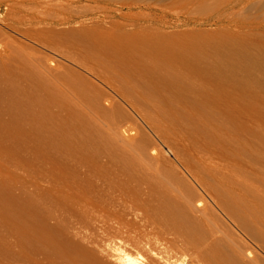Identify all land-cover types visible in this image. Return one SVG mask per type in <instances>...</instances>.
Wrapping results in <instances>:
<instances>
[{
    "label": "bare ground",
    "instance_id": "bare-ground-1",
    "mask_svg": "<svg viewBox=\"0 0 264 264\" xmlns=\"http://www.w3.org/2000/svg\"><path fill=\"white\" fill-rule=\"evenodd\" d=\"M38 1L36 0V2ZM16 3L19 4V1H17ZM16 3L13 2V5L11 6L14 7L15 6L14 4ZM7 6L10 8L9 5ZM6 11L8 12V9ZM15 11L14 9L12 10V12H15ZM9 13L11 14V8H10ZM8 19L3 18V21L8 20ZM36 19L37 18H35L34 21H36ZM8 22L11 23L12 20L11 22L10 21ZM8 22L6 21L5 23H7L8 26L9 25L12 26V23L9 24ZM44 22H46V20ZM20 23H22V21ZM14 26L16 25L14 24L12 26L13 29H16L18 31L17 27L14 28ZM65 27H62V28H65ZM20 28H21L20 29L21 31L22 27ZM69 28L71 27L69 26ZM4 30L0 28V32L4 36H8V34L6 35V32H4ZM77 32L76 34H78ZM1 33L0 35H2ZM70 34H72L73 36V33H70ZM79 35H80V32H79ZM31 36L33 37V35ZM86 36H84L86 40L88 38L91 39V37L88 36L87 38ZM158 36L157 37L153 36L155 38H152V41L150 42L148 40H151V36L150 38L148 37L149 39L146 41L149 43L152 42L150 44L151 46L149 45V43H148V46L153 47L154 49V47L159 42V41L157 42L156 40L158 39ZM68 37H70V35H68ZM73 37L72 38L70 37L68 40L70 43V46L72 42L74 41V39L77 38V37L76 38H73ZM84 37L82 38L84 39ZM130 37L128 38L130 41H132L131 39H133V40H136L137 44H139L138 39L140 35L138 39H135V37L134 38L131 37L130 39ZM66 38L64 37V41L66 43H64V41H63L64 44L60 42L61 44H63L64 47H67L65 46L66 44L69 45V43H67ZM164 38H163V42H166L167 36H166L165 41H164ZM70 39H72V42H70ZM80 39L78 41L82 40ZM161 39H160L159 45L155 47L156 51L155 50L148 51L146 49L147 51L141 52L142 51L141 50L140 51L141 53L138 54L139 51L137 50L138 52H137V55L135 54L136 56L130 55L131 53L129 51L131 50L130 49L131 45L129 46L130 48L127 46V48H129L130 50L124 48V46L126 47V45L130 44L128 43L130 41L126 40L127 43L125 42L124 43L125 45L122 46V49L124 48L126 49V51L128 50V52L130 53L129 54L130 56H129L126 54V52L125 54H122V50L120 49L121 47L119 45L117 49H119L121 53L115 50L117 44H120V43L118 40L117 41L114 40V42L116 41L117 43L116 42L113 43V39L110 40L112 41L111 43L103 42L101 45V49L99 48V46H97L90 56H87L85 54L84 56H82L83 54L82 52V54L80 55L78 54L79 56H82V57H79L78 55L74 57L72 55L73 52L71 53V50L72 51L74 50L68 49V48H65L66 49L65 50L63 46L60 47V49L61 48L63 49L62 53H64L68 49V52H70L68 54H71V55H68L66 54L67 52H65L64 54L61 55L63 56L62 58L60 57L58 58L55 55L56 53H59L61 51L58 49L55 52L52 50L55 56L53 55L51 56V53L50 55H48V53L44 54V52L42 51L41 53L43 54L39 55L38 53L37 54L38 56H37L35 53L36 51L35 50L34 55L36 57L31 58L32 54L29 55L30 57L28 56V58H31L35 61V62L34 61L32 62V64L34 63L33 64L34 66H31L30 67L31 69L30 68L25 69L27 66H25L24 68L25 71L29 69V71L25 73L26 75H28L27 78L30 79L29 81L24 80L22 76V73L24 72L22 70V62L25 63L24 57L28 54H24L25 56L22 58V50L20 46H16V47H19L21 52L19 53L18 50H14L16 52L18 51L19 53L17 54L16 52H14L16 53L14 54L12 51L14 47L12 46L13 44L14 45H17V44L8 42L10 44L9 45L7 43L9 39H6V41H4L5 44H3L2 47L0 46L1 47L0 49V138H1L0 144L1 145L6 144V145H20V146L23 145L24 146L22 148V150L24 151V153L22 154L25 159V162H22V163H25V167L22 165L24 167L23 169L24 171H22L24 172V174L22 173L23 174L22 183L24 182L23 190L25 191L24 192L25 196H24V199L22 200V264H56L58 262L57 260L60 259V257H66L72 261H76L75 264H146L142 254L126 246L125 244L120 243L114 246L111 249L112 251L110 249L103 247L104 249H106L105 252L107 250L108 251L110 250L111 252H109L107 256H103L107 253L103 252L105 253L103 254L102 251L104 250H100L102 253V256L99 257L100 254H98L97 256L95 254L97 253L96 251L94 252L93 249L87 246H84L82 242L76 238V236H79V235L82 238L85 237L84 233H81L83 229L82 227L88 224V222L90 221L86 217L89 216V214H90V217H92L91 214L94 213L98 199H99V202L101 201L103 203L107 202L108 204L113 200H117L118 198H121L122 201L125 198L126 200H129L130 202L132 201V203H136V201L149 202L150 200H156L160 206L159 208L164 209L161 211L165 213V216L167 217L166 219L170 221L171 223H175L176 225L177 224L181 225L182 227H184V229L188 230V232L189 230L191 231L193 229L194 230L198 229V231L199 229L203 231L204 229H207L208 230L207 234L209 235V236L207 235V237H209V239L210 238L212 239V236H214V241L216 243L214 242L215 243L214 244L211 241H209L210 243L213 244L212 245L213 247L207 246L209 247V249L206 248L204 251L200 253V255L196 256L197 258V261L195 262L196 264H264V255L262 254L263 255L262 256L261 253L258 251V248L260 247L256 244L257 245L256 246L257 248H256L255 245H253L252 243L246 240V238H248L253 241L254 240L253 238L259 237L260 234H258L254 224L250 220L253 218V217L251 218V214H253L252 211L244 205H243L244 208H242V204H241V201H243L242 199L248 196V194L245 193L248 190V188L245 187L246 184L252 183L254 185V183L256 182L254 181H253L254 183L251 182L253 180L252 177H251L252 180L251 178L246 180L248 172L246 173L247 169L246 171L243 169V160L239 159L242 156L239 158L237 157L238 161L240 160L239 162L242 161L241 162L242 165H239L240 163L236 164L237 158L235 157L234 158L236 162L232 161L231 163L230 161L231 159L232 160L234 159L232 157L235 155L236 156L243 155L242 158L244 157L248 158L247 159V161H249L248 165L250 164L253 165V163L255 165L257 163L261 165V166L258 164L256 165V167H261L259 170L260 173L257 170L255 169L254 170L255 172H257L256 175L259 173L260 177L262 176L261 172L264 173V133H263L264 130L260 129L259 126L263 127V125H261L263 124V122L260 123L259 126L257 125L258 127L256 126L257 128H259V130L257 129V133H254L256 127H252L253 124H251V127L254 128V130H253V133L249 135V132L246 131L248 127L246 128L240 127V124H236L237 120L233 117L232 119H235L234 120L235 122H233V120L232 121L230 120L231 113H229L230 111L227 109V106L229 107L230 103L227 104L226 110H225V107L224 109L222 108V112L225 111L224 112L225 115L227 114L226 112L229 111L228 112L229 114L226 115L228 116V118L225 116L226 118H224L223 120L220 119V118H223L220 113L217 116L214 114L217 110L218 112H220L219 108L215 106L210 107L213 109L207 110V112L210 113L211 110L213 112L215 111L214 113H211L213 114L211 117L216 116L217 119L219 118L220 120L219 119H218L219 121L217 120V122H219L218 124L213 125L215 127L210 126L211 128L210 127H207V128L208 129L210 128L211 130L214 128L215 131L213 130L212 132L214 133L217 132L215 134H219V135L221 134L223 136L224 138L223 142L225 141V143L224 144L222 143V139L220 141H221L222 146L226 145L227 148L229 147L228 151L223 147L226 150L224 151L223 149V151L225 153L229 151L231 152V156H230V153L228 156V160L230 159L229 160L230 162L229 161L227 162V159L221 157L223 161L226 160V162L221 163L222 161L220 162L214 159V161L216 160L220 162L221 164H218V163L211 164L210 162H209L210 164H208L207 159H212L210 156L216 153L214 152L213 154L212 150L217 149V148L222 149V147H220L221 144L217 145L216 147L215 145L216 143L210 142L214 144L216 148H213L214 146L212 145L213 149L211 148L212 150H210V153H209V150L207 151L209 154H211L212 152V154L209 156V154L207 155L206 153L207 149L204 147H201L199 143L200 146H198V148L201 147L202 149H206L204 150L205 151L204 155L209 156V158L205 157L207 159L203 160L204 157H202L203 159L199 157V159H202L203 161H205V163L203 162V163L198 164L199 163L198 162L196 163L195 166L187 168L188 174L192 179L189 176L182 175L181 178L183 179L180 180L182 181V183L181 185L179 184L180 186H175V189H173L174 186L172 188L168 184L157 179L154 173H156L158 169L154 168L153 165H151L147 160H145V155H146L148 146H146L147 148L145 147L146 148L145 149L144 148L145 144L143 145L141 140L146 138V136L142 137L141 136L142 134L140 133L141 134L140 135L138 133L142 137V139L139 141H141V144L143 146L138 141L139 144L138 146H136L138 148H136L134 145L135 148L132 146L133 150L126 149L124 146L117 145L111 141L110 136H112L116 132L117 133L119 132V134H122L120 135V137L123 142L125 140L127 141L132 140V143H133V140L137 142L138 139H136L135 136H133L130 132H128L130 130L129 127L131 126L129 125L128 128L124 126L126 125L124 124L126 122L125 119H127V116L130 112L125 114L126 115L125 118L123 117L122 120L120 119L121 122L125 120V122H122L124 125L118 123L119 125L124 126V128L120 127L116 123L117 122L116 119H115L116 122L114 123L112 121L114 119L111 120L110 118L111 117L117 118L119 114L124 112L122 111L123 108L121 109L120 106H126L127 104L126 105H122V104L128 103V105L131 104L134 106L136 105L135 103H137L135 100L139 99V97L143 98V96H145L144 98L147 99V100L145 99L146 101H148L149 100L148 98L151 96H157L159 99H161L160 96L162 95L174 98V100L171 98L172 102H170V106L172 107L171 104H173V107H176L177 109H179L177 110L178 113L175 116L178 117V120L180 122L177 120V117H174V118L178 122L175 119H174L175 121H172L171 119L173 117H171L169 121H172L171 124H174V125L177 122L176 124L178 125V128H180L179 126L181 123L182 124L184 123L183 125L187 127L190 126L191 130L195 129L196 126L198 125L197 129L195 130L200 131L201 128L200 129L198 128L204 125L205 123V121L201 122L203 124L199 126L200 121H198V118L199 117L201 118L202 114L199 113V116H198L197 115L198 110L197 111L195 110L196 112L191 111V110H194L195 108H197L196 107L197 105L195 106V104H199V102L197 101L198 94L200 93L199 90L201 91L205 90V87H207L206 85L210 84L211 82L214 83V81L215 82L218 81L219 80L218 78L219 75H217L218 73L216 74L210 69L208 70L207 67L205 69H203L202 67L203 69L202 70L201 68H199L201 66L200 64H199V67L196 65V67L198 68L197 70H195V68H189V67L187 68V66L184 63L183 65H185L186 67H184L183 65L181 66L183 59H187V58L183 57L180 60L179 59L181 58L180 56L186 55L188 56V59H189V55H187V53H184V52L183 54L181 53L182 55L179 54L180 55L179 58L177 57L175 59V62L178 60L181 61L180 65H177L175 62H173L174 58H172L174 57L173 53L175 52L170 51L171 53L170 52L169 53L172 54V56H170V54L168 55L167 51L168 49L170 50V48L164 49V44L163 43L162 45L160 44L162 42ZM92 40L93 39H91V43H93ZM93 41L95 44V39ZM97 41L98 39L96 40V42ZM99 41H101V39H99ZM153 41L154 43L155 41L157 43H155L154 45ZM136 42L135 44L133 43L132 46L133 45L137 46ZM140 42L143 43L142 41ZM73 43H75V41ZM97 43L95 45H97ZM172 43L174 44V45L172 44V47L171 45H168L171 47V49L176 45L174 42ZM75 44H77V42ZM88 44L89 43H87V45ZM121 44L123 43L121 42ZM8 45L9 47L11 46L13 48L12 50L10 49L11 52L8 49ZM160 45L161 47L163 46L162 47L163 49L161 48L163 51L158 49L160 48L159 47ZM140 46H138L137 48H142ZM146 46L147 44L144 47L146 48ZM82 47L84 48L85 46L83 45ZM82 47H81V50L83 49ZM87 48L90 50L89 46H87ZM85 50L86 49L84 48V52ZM159 50L163 53L159 52ZM164 50H167L165 51V53L167 52L166 53L167 55L164 53ZM172 51H176V50L174 49ZM30 53H33V51ZM134 53L136 52L134 51ZM58 55L60 56V53ZM167 56H170V57H167ZM28 58L26 56L25 59L28 60ZM64 58L68 59V62L70 60L71 63L67 65L65 62L62 61ZM168 58H172V60L170 61ZM26 62L28 63V61ZM72 63H75V67L69 66ZM32 64L28 63L27 65L30 66ZM24 65H26V63ZM76 65H77V69H76ZM32 68H34L35 70ZM199 69H201L204 76H206L205 78H203L204 77L203 75H202L203 77L200 75V73L202 74V72L201 71L199 72ZM82 70H84V73L82 72ZM85 73L92 75L96 81L86 77ZM26 75H24L25 78H26ZM90 75L88 76L92 77ZM23 81H26L25 84L29 82L27 85L30 86L31 89L32 88L37 89V93L35 92L37 95L36 94L35 95L39 98L35 99L36 102L33 101L34 98L36 97L35 95L31 96L30 94L29 95L27 94V92L31 93L29 92L30 90H26L27 88L30 89V87L22 84ZM226 82L228 83V81ZM100 83L104 85H100ZM228 84L225 85L223 83V85L221 84V86H223L224 88V86H228ZM22 85H24V87L27 86L25 89L26 91L24 90V93L26 92L27 96L23 94L22 90L24 89V87L22 88ZM105 85L108 87V89H106V87L105 89L102 87ZM230 85L232 84L230 83L228 87H230ZM182 86L185 87L187 92H190L188 94L190 96L187 97V101L185 99L186 98L185 95H184L185 97L184 96L182 97L181 96L182 94L179 95V93L177 92V91L179 92L181 91V89L179 88H183ZM219 87L214 86V88L216 89ZM229 89L232 93L233 91L231 90V88ZM208 90L210 91V88H208L202 94L206 93ZM220 90L224 94L227 93L228 95H230L229 94L230 91L228 90H227L228 92H225L226 90L222 91L223 90L222 88ZM233 90H235V88H233ZM216 91L214 90L210 91V94ZM234 92H235L234 95L231 94V96L233 95L232 96L233 99L232 97L229 96V99H232V100L227 99L228 101L226 100L227 102L224 101L225 102L224 103L223 100L221 99L222 100L221 104L223 103L226 104L228 102L233 101L237 91L235 90ZM238 92L241 93L240 90ZM223 93H220L218 96H214V97H218L219 98L218 101H220V95ZM240 93H237L239 95L238 98H240V95H241ZM31 94H33V92ZM135 94H137L139 97L136 98ZM139 94H143V95H139ZM210 94L206 93V95L209 98L212 97V96H209ZM23 95L24 97H27V98L28 96H31V100L32 99L33 100L31 101L30 98L26 99L23 97ZM164 96H163V99H164ZM177 96H181L186 101L184 103L185 105H182V106H186V103L189 102L190 103L189 107L192 108L193 106H195V108L193 107L194 109H191V110L188 109L189 111H187V107H186V111L183 108L180 110L179 108L180 105L179 104H178L179 106L176 105L177 103L176 100L179 101L180 99ZM200 97L202 99L201 103L202 101H204L203 99H206V100L211 99L213 101V98H210V99L208 97L202 98V96L200 95L198 99ZM142 98L140 99L142 100ZM144 98L142 101L145 102ZM218 98H216V101ZM155 99L157 98L154 97V99H151L149 101L152 102V100H155ZM166 100L169 101L167 97H166ZM206 100L204 101V103L206 102ZM122 101L123 102L125 101V102L122 103ZM142 101L139 103L140 105ZM214 101H215V98H214ZM216 101L215 103H217ZM133 102L135 103L133 104ZM32 103L35 105V106L33 105L34 107L32 106ZM145 103H144L145 106L144 105L142 106L147 108L146 107L147 102ZM181 103L183 102L181 101ZM156 104L158 106L159 102L158 103L156 102ZM191 104L193 105L192 107H191ZM218 104L220 103L218 102ZM221 104L220 106H222ZM236 104L237 103L233 105L232 103L234 107L236 106ZM150 106H153V105L150 104ZM159 106L161 107V104ZM163 106L164 104L162 101V107ZM35 107H37V109H34ZM162 107L161 109L159 108V110H163ZM168 107L165 108L167 112L169 111L167 110ZM31 108H33L34 110H32ZM151 108L154 109V106ZM214 108H216V110H214ZM231 108L229 107L230 110ZM239 108L242 109V107H238V110ZM245 108L242 110L243 112ZM207 109H209V107H207ZM123 110H125V107ZM156 110L157 109H155V111ZM200 110L203 111L201 108ZM205 110L206 109H204V112ZM234 110H235L234 112L237 111L236 113H238L239 115L236 113L235 114L240 116V110L239 112L237 109H234ZM135 111H138V109H136ZM125 112L127 111L125 110ZM169 112H170L169 113L170 116H173V114L171 115L172 112L171 111ZM218 112H216V114ZM246 112L247 111L245 110L244 112L245 114L243 115L244 117L246 115L249 118V114H247L249 112L247 113ZM149 113L145 115L143 114V116L147 118L146 119L147 122H149L151 125V122L148 121V118L150 116H146ZM160 113H162V111H160ZM208 113L206 114L209 115ZM122 115L125 116L124 114H121L120 116ZM140 115H142L141 112H140ZM149 115H152V114H149ZM159 115L163 116V114L162 115L159 114ZM219 115L221 116L218 117ZM156 116H152L151 119H153V117L155 118ZM203 116L205 117L204 114ZM252 116L254 118V115ZM257 116H255V118H260L259 115ZM263 117H261L260 119H264ZM145 118L143 120H145ZM164 120L165 119H163V121ZM205 120H206V117H205ZM253 120L254 119H252L251 122ZM160 121L157 119L156 125H157V122L158 123L162 122ZM207 121L210 122L209 120ZM211 121L213 122L215 121V119L213 118L211 119ZM167 122H168V119H167ZM167 122H165V124ZM208 122L207 124L210 125L211 122L210 123ZM244 122L246 123L247 121H244ZM253 122H255V120ZM152 123L155 124V120L154 122L152 121ZM213 123H216V122H213ZM115 124L117 125L116 128H115L116 126ZM131 125L132 126L135 125L134 127L136 128L140 126L136 123L131 124ZM161 125L162 124H160L159 126L157 125L158 126L157 128H159ZM241 125L244 126L242 123ZM185 126L183 128L184 130L186 129ZM166 127L167 125L164 127V130L162 131H165L167 129ZM171 127L173 128L175 126L172 125ZM205 127L203 128L206 130L207 128ZM118 128H121V130L119 131ZM150 128H152V126H150ZM162 128L163 127H161L160 129ZM190 128H187V129L190 130ZM210 129H209V132H207L208 130H206V132L210 133L211 131ZM105 130H107V133L110 131H111L110 133H113L112 135H109V138H110L109 141L107 139L105 140L104 138L106 137V135H104ZM133 130H136V129L133 128ZM138 130H140V128ZM204 131H201L202 134ZM136 132L135 133L132 132V133L136 134ZM155 132L158 133L159 135L160 133H162V132H159V130L157 132V129L155 130ZM166 132L172 133L171 129H169V131H166ZM185 132L186 130L184 131V133ZM187 132L186 134L190 135L191 131L190 132L187 131ZM177 133H180V132H177ZM207 133H205L206 135L205 134L204 135L208 136ZM22 134H24V139L23 138L22 139H11L10 138L11 135H22ZM191 134H192V137L190 138H193V140L195 141V142L192 141L194 145L196 141L199 142L198 140L200 139V137H198V135H197L198 139L196 137H193V134L196 135L193 132V130ZM210 134L211 136L214 137L213 133H210ZM164 135L165 133L162 136ZM179 135L181 136V134ZM6 136L7 137L10 136V137L7 138ZM169 136H171V134ZM205 136L201 135L203 139L205 138ZM173 137H175V135ZM213 137L211 138V140H215L213 139ZM117 138H112V139L115 140ZM175 138L178 139V137H175ZM185 138H188V137L185 136ZM209 140L210 138L208 139V141ZM216 140H217V137H216ZM216 140L215 142L219 141V140L218 141ZM146 141L145 142L143 141V142L147 143ZM178 141L180 140L178 139ZM207 142H203V143L207 144ZM180 143L182 142L180 141ZM135 144L137 145V143ZM140 145L141 147H139ZM154 147L156 148V146ZM177 147H178V144H177ZM193 147L195 148V145ZM180 149L181 147L179 148V150ZM195 149L197 150V147ZM197 151L199 152V150ZM135 153H137V155H135ZM232 153L234 154L233 156H232ZM220 154L221 152L219 153V155ZM194 155H197V154H194ZM196 157L197 156H195V158ZM212 163H216V162H212ZM245 164L246 163H244V166ZM254 166L252 167L254 168ZM253 168H252V172H249L250 176H252L251 173H254ZM248 171H251V170L248 169ZM263 177L264 176H262L261 178L264 180ZM262 179H260V181ZM196 184H198V186H200V188H202L205 191V193L195 192V189H197ZM175 185H178V184L175 183ZM260 190L264 191V187L261 186ZM262 193L260 197H262L261 199L264 200L263 199L264 194ZM174 196H176L180 200V203L175 204L172 202V198ZM194 200L197 201L196 204ZM101 203H98V204H101ZM262 205L264 206V204ZM197 219H199L200 221L196 222ZM195 222L196 223L203 222L205 226L201 225L202 226L201 228H198V227L196 228ZM255 224H256V221H255ZM228 231H231L232 234L230 233L229 235ZM233 231H235L236 237H234ZM204 233L206 232H203L202 234L204 235ZM260 237L261 238L259 239H262L263 241L259 243L264 251V237L262 235H260ZM3 238L4 239L0 238V264H12V263H7L6 252L8 248L12 250V247L14 245H12L13 243L7 242L8 237L6 239V237L3 236ZM229 238L230 239L232 238L231 240L232 241L235 240L236 242L234 241V243H231V240ZM84 239H87V241H90V243L91 241H93L91 236L89 237L87 236V238H84ZM228 239L230 241H228ZM83 251H87L88 255L86 253L83 255L80 254ZM17 253L18 251H16L15 253H13L12 251L10 255L11 254L16 255ZM103 257H108V258L110 257V259L108 258L103 259ZM192 260L195 261L196 259L193 258Z\"/></svg>",
    "mask_w": 264,
    "mask_h": 264
},
{
    "label": "rangeland",
    "instance_id": "rangeland-1",
    "mask_svg": "<svg viewBox=\"0 0 264 264\" xmlns=\"http://www.w3.org/2000/svg\"><path fill=\"white\" fill-rule=\"evenodd\" d=\"M17 1H19V4L16 3ZM13 2L16 3V4H14L15 5L14 7L11 6V5H13ZM20 3H21V5H20ZM7 5L10 6L11 14L13 16L9 13L10 8ZM18 5H20V6H18ZM20 7H22V8H20ZM7 9H8V12L6 11ZM13 9H14V11L15 10L16 11L12 12ZM0 15H1L0 16V26H2L0 28L3 30L5 29L4 32H6V35L8 34V36H4L0 32L3 35V36L0 35V46L2 47L3 44H5L4 41H6V39H9L7 41V43L9 42V43H16L17 44V45L13 44V46H12V47H14V49H13L11 46H10L11 48L9 47L10 44L8 43L9 44L8 45L9 51H10V49L11 50L13 49L12 50L13 53L16 52L14 50H18L20 53L21 52L20 48H21L22 58L25 56L24 54H28V55H26L27 58L31 54L32 55H34L35 53H36V55L38 53H39V55L43 54V53H41V51L44 52V54L48 53V55H50V53H51V56L56 55V57L62 58L63 56H61V55L64 54L65 52H67L66 54L70 53V52H68V49L74 50V51L71 50V53L73 52L72 55L74 57L78 54L79 55L82 54V52H83L82 56H84V54L87 56H90L97 46H99V48L101 49V45L103 42L104 43L105 42L111 43L112 41H110V40H112V39H113V43H115L117 40L120 43V44H117V46L115 44V46H116L115 50L116 51L121 53V51H119V49H117V47L120 46L121 47L120 49L122 50V54H125V52H126L127 55H129L131 53L130 55L134 56L135 54L137 55L138 51H139L138 54L143 52V51H147V50L148 51H151V50L156 51L155 47L159 45L160 39L162 38L161 39L162 42L160 44L161 45H162V43L164 44V49L170 48V50L168 49V51L164 50V53H165V51L168 52V55L171 52L176 53V55H175V53H173L174 54L173 55L174 57H172V58H174L173 62H175V59L177 57L179 58V56L182 55L183 52L187 53V55H189V59H188V56H186L185 54L184 55L186 57L183 55L180 56L181 57V58H179L180 60L183 57L187 58V59H183L182 63L180 60L177 59L178 61L175 62L177 65H180V63H181V66H182L184 63L187 66V68L188 67L189 68H195V70H197L198 68L196 67V65L199 67V64H200L201 66L199 68L202 69V67H203V69H205L207 67L208 70L210 69L213 72H215L216 74L218 73L217 75H219L218 76L219 80L216 82L214 81V83L211 82L210 84L206 85L207 87H205V90H202V91L199 90L200 93L198 92L199 93L198 97L200 95L202 96V98L208 97L206 95V93L210 94V91L218 90L214 93H211L212 95L211 94L209 95V96H212L210 98H213V101H214V98L216 101V98H218V97H214V96H218L220 93H223L220 90L221 88L223 89L222 91L226 90L225 92L230 91L229 88H231V90L233 92L231 93V91H230L229 92L230 95H228L227 93H225V94L228 96H226L224 93L221 94L220 95V101H218L219 100V98H218L216 101L217 103H215V101L213 102L209 97L208 98L211 101L208 99L207 100L203 99L204 101L206 100V102L204 103V101H202V103H201V100H202L201 97L199 99L197 97V101L199 102L200 105L195 104V106L197 105L196 106L197 108H195V106H193L191 104V107L193 106L195 108L194 109L193 107L192 108L189 107L190 106L189 102L186 103V106H182V105H185L184 103L187 101V97L190 96V95H188L190 92H187L185 87L182 86L183 88H179V89H181V91H180L181 93L179 91H177V92L179 93V95L182 94L181 95L182 97L185 95L186 101L181 96H177L181 99L180 100L178 98L180 102L178 100H176L177 97L175 99L177 101V103L174 101L176 103V105L179 104L181 106L180 107L178 105L180 110L183 108L186 111V107H187V111L194 109L191 111L196 112L198 110V113H197L198 116H199V113H201L202 116L204 114L206 117V120H205L204 116L203 117L201 116V118L200 117L198 118V121H200V124L198 123L199 126L201 124H203L201 122L205 121L204 125H202L201 127L198 128V129L201 128L200 131L195 130V129H197L198 125L196 126L195 129H192L193 132L196 134V135L193 134V137H196L197 139H198V137H200V139L198 140L199 142L196 141V143H194L195 148L197 147V150H199V152L193 147L194 146L193 142H195V141L193 140V138H190V137H192V134H191L192 130H191L190 126L187 127V126L183 125L184 123L183 124L181 123L183 126L180 124V126H179L180 128H178V125L176 124L179 120H178V117L175 115H177V113H178L177 110H179V109H177L176 107H173V104H171L172 107L170 106V102H172V99L174 100V98L164 96V95L160 96L162 100L159 99L157 96L149 97L148 98L149 100L154 99V97L157 98L155 100H152V102L149 100L146 101L147 99L144 98L145 96H143L144 100L146 99L145 102H147V105H146L147 108L144 107L145 102L142 101L143 98L139 97L137 94H135L136 98L139 97V99L135 100L137 103L133 102V104L135 103L136 105L133 106L130 103H129L130 105H128V103L122 104V105L127 104L126 106H120L121 109L122 108L124 109V107H125V110L127 112H125V110L122 109V111H124V112H122L121 114L125 115L126 113L130 112L129 114L131 116L130 117L128 114V116H127L128 120L125 119L126 122H125V120L122 121V122H125L124 124H126V125L128 124L127 126L121 122L122 118L123 117L125 118L126 115L120 116L121 114H119V116H118L119 119H118V117L117 118H112V117L110 118L111 120L114 119V120H112L114 123L116 122L115 121V119H116L117 124L120 123V124L124 125L126 128H128L130 125L132 127V129H131V127H129L130 130L128 129L129 130L128 132H130L133 136H135L136 139H138L137 142L134 140H133V143H132V140H130V141L125 140L123 142L121 137H120V135H122V134H119V132L114 133V134H116V135H114L113 133H110L111 131L108 133H107V130L104 131L105 132L104 135H106V137H104L105 140L107 139L109 141L111 138V141L113 143H115L117 145H122L126 149L133 150L132 146L133 147H134V145H135V147L138 146L139 142L141 144V141H142L143 145L145 144L144 148L146 146H148V148L146 147L147 151H146V155H145V160H147L151 165H153L154 168L158 169V171L156 173H154L156 175V178L161 180L162 182L168 184L172 188L174 186L173 189H175V186L181 185L182 181H180V180L183 179V178H181L182 175L189 176L187 168L195 166L196 163H198V162H199L198 164L203 163V162L205 163V161H203V160L207 159L205 157L209 158V156L212 154V152H213V154H214V152H216L218 154L215 153L214 155H211L210 157L213 160L207 159L208 164H210V163L211 164H217V163L221 164V163L226 162V160L223 161L222 158L227 159V162L230 160V159L228 160V156H229V153L231 156V152L230 151L226 152V153L224 152L226 150L228 151L229 147L227 148L226 145L222 146L221 141H220L222 139V143L223 144L225 143V141L223 142V140H224L223 136L221 134H220L221 136L219 134H215L217 132H215V133L212 132L214 130V128L212 130L210 129L213 125L219 123V122H217V120L219 118L217 119V117H216L219 113L223 117V118H220L221 120H223L226 117L228 118V116H226V115L231 113V115H230L231 119L230 118L229 119L231 121L233 120V122H235L234 120L236 119L237 120L236 124H240V127H243V128L248 127L246 129V131L249 132V135L251 133H253L254 128H252V127H256L257 125L259 126L260 123H262V122H263V124H261V125H263V127L262 126H259V127H260V129L264 130V121H263L264 119H260L261 117L264 116V115H262V114H264V0H39L38 2H36V0H15V1L14 0H0ZM2 15H4L5 17ZM8 17L10 20L8 19ZM13 17L16 19H14ZM3 18L4 19L6 18L8 20L3 21ZM35 18H37L36 21H34ZM48 19H49V21H48ZM11 20H12V22H11ZM45 20H46V22H44ZM62 20L63 21L65 20L64 23L66 25L63 23ZM6 21L7 22L10 21L12 23V26L15 24L16 26H14V28L17 27L18 31L16 29H13V27L10 25H9L10 26V28H9L8 24L5 23ZM18 21H20V22L22 21V23H24V24H22ZM68 22L70 23V25ZM1 23H3V24H1ZM11 23H9V24H11ZM21 24H22V26H21ZM62 25H64V26H62ZM78 25H80V26L82 25V26L80 27ZM65 26H67V27H65ZM69 26L71 28H69ZM20 27H22L21 31H20V29H21ZM62 27H65V28H62ZM68 28H69V30H68ZM66 29H67V31H66ZM74 32H75V34H76V32L78 34L75 35ZM79 32H80V35H79ZM70 33H73L74 37ZM82 34L84 36L87 35L86 36L87 38L89 36V37H91V39H93V40L95 39V44L99 41V39H101V41H99L97 43V45H95L93 40H92L93 43H91V39L88 38L90 40V42H89V40L88 39L86 40ZM136 34H138V35H136ZM31 35H33V37ZM68 35H70L71 38L77 37L76 39H74L75 43L77 42V44L73 43L74 41L72 42V39H70V42H72V44L70 46V43L68 41L70 37H68ZM139 35H140V37H139ZM158 35H160V36H158ZM164 35L167 36V40H166V36H164ZM35 36H36V38H35ZM66 36H67V38H66ZM130 36L132 38L135 37V39H138V37H139V39L142 38L143 40L138 39L139 44H137L136 40L131 39ZM150 36H151V40H148L150 38ZM153 36H155V37L158 36V39H156V40H157V42L159 41L158 44L154 47V49H153V47H150L151 46L150 44L152 42L149 43L150 41H152V38H155ZM161 36H163V37H161ZM64 37L66 38L67 43H69V45H67V44L65 45L67 47L63 46V44L66 43L64 41ZM82 37H84V39ZM129 37L132 41H130L128 39ZM80 38L84 41H82ZM106 38H108V39H106ZM163 38H164V41L166 40V42H163ZM79 39L82 42L78 41ZM97 39H98V41L96 42ZM47 40H48V42H47ZM114 40H116V41L114 42ZM126 40L130 41V42H128L130 44L126 45V47L124 46V48H126L128 50L131 49L129 51L130 53L128 52V50L126 51V49H124V48L122 49V46L125 45L124 43L125 42L127 43ZM146 40H148L149 42H147ZM63 41H64V43H63ZM120 41L123 44H121ZM140 41H142L143 43H141ZM60 42L63 44H61ZM135 42H136L137 46H135V45L132 46V44L133 43L135 44ZM145 42H147V43H145ZM157 42L155 41V43H157ZM172 42H174L176 45L171 49L172 44H173ZM45 43H46V45H45ZM87 43H89V44L87 45ZM148 43L150 46H148ZM155 43L153 41L154 45H155ZM82 44L85 46L84 47L86 49L85 52H84V48L82 47L83 46ZM144 44L145 45L147 44L146 48L144 47L145 46ZM153 44H152V46H153ZM140 45H142V46H140ZM161 45L159 46L160 48H158V49L163 51L162 50L163 46L161 47ZM168 45H171V47ZM16 46H20V48L16 47ZM61 46H63L64 49L68 48L67 51H65L66 50L65 49L64 50L65 52L62 53L63 49L62 48L60 49ZM69 46H70V48H69ZM87 46H89V48L91 46V48H90L91 52L87 48ZM127 46L128 47L130 46L131 48L129 47L130 48L129 49V48H127ZM138 46H140L144 49L137 48ZM1 47H0V49H1ZM55 47H57V48H55ZM81 47L83 48L82 50H81ZM49 49H51V50H49ZM58 49L61 50L59 52L60 56L58 55L59 53H56L54 55V52ZM174 49L176 51H172ZM37 50H38V52H37ZM123 50H125V51H123ZM160 50H159V52H161ZM18 51L16 52L17 54H19ZM32 51H33V53H30ZM34 51H35V53H34ZM134 51L136 53H134ZM16 53H14V54H16ZM87 53H89V54H87ZM161 53H163V52H161ZM32 55H31V58L36 57L35 55L34 56H32ZM68 55H71V54H68ZM26 56L24 57V61H25L26 65H24L25 64L24 62H22V70L24 71V72L22 71L24 73V74L22 73V76H23L24 80L29 81L30 79L27 78L28 75L25 74V73H27V71H29V69L27 71H25V69L30 68L31 66H34L33 65L34 63L32 64V62L34 60L31 58H28V60H27V59H25ZM82 56H79V57H82ZM170 56H172V54H170ZM170 56H167V57H170ZM172 58H168V59L171 61ZM30 59H31V61H30ZM26 61H28V63H31L32 65H30V66L27 65L28 63ZM62 61L65 62L67 65L69 63H71V61L69 60V62H68V59H66V58H64ZM185 65H183V66L186 67ZM25 66H27V67L25 68ZM69 66L75 67V63H72ZM32 69H34V68H32ZM76 69H77V65H76ZM201 69H199V72L201 71ZM82 72L84 73V70H82ZM37 73H39V72H37ZM85 74H86V77L96 81L92 75H90L88 73H85ZM24 75H26L27 79L25 78ZM88 75H90L92 77H89ZM200 75L204 76L203 72H202V74L200 73ZM205 77L206 76H204L203 78H205ZM26 81H23L22 84L27 85L29 82L25 84ZM226 81H228V83L230 82L233 86L230 85V87H228L230 83L228 84ZM223 83L225 85L228 84V86H224V88H223V86H221V84L223 85ZM24 85H22V88L24 87ZM100 85H104V84L100 83ZM210 85L213 87H211ZM219 85L221 88L219 87ZM27 86H25L24 89L22 90L23 94L25 96H27V95H26V92L24 93V90L26 89ZM214 86L215 87L217 86L220 89L219 88L216 89V88H214ZM28 87H30V86H28ZM102 87L104 89H105V87H106V89H108V87L106 85L102 86ZM208 88H210V91L208 90L206 93H204L205 95L202 94ZM233 88H235L237 93H240V92H238L239 90L241 91L240 98H238L239 95L236 93L237 96L235 95L233 101L224 104L228 100L233 99L232 96L235 93L234 92L235 90H233ZM35 89L36 88L31 89V87H30V89L27 88L26 90H30L29 92H31V93L33 92V94L28 93V92H27V94L28 95L30 94L31 96L35 95L37 93V89L36 90ZM31 90H33V91H31ZM231 94H233V95L231 96ZM24 95H23V97H24ZM139 95H143V94H139ZM176 95H177V93H176ZM223 95H225V96H223ZM31 96H28V98L27 97H24V98H26V99L30 98V100H31ZM163 96H164V99H163ZM229 96L232 97V99H229ZM166 97H167V99H169V101L166 100ZM38 98L39 97L36 96L34 98V100L33 99L32 100L36 102L35 99H38ZM140 98H142V100ZM221 99L223 100V102L225 101L223 104H221L222 103ZM160 100H161V102H160ZM239 100H241V101H239ZM22 101H24V100H22ZM141 101H142V103L140 105L139 103ZM162 101L164 104V106H163L164 108L162 107ZM166 101H168V102H166ZM181 101L183 103H181ZM234 101H235V103H237L235 107L233 106V105H235ZM35 102H34V104H35ZM124 102L122 101V103H124ZM153 102H155V103H153ZM156 102L157 103L159 102L158 106H157ZM218 102L222 106H220V104H218ZM104 103H105V101H104ZM148 103L153 105L154 109L151 108L153 106H150V104H148ZM229 103H230L229 107L230 108L233 107V108H231V110L227 106V104H229ZM232 103H233V105H232ZM239 103H240V105H239ZM34 104L32 103V106ZM160 104H161V107L163 110H159V108L161 109V107L159 106ZM216 104H218V105H216ZM142 105H144V106H142ZM148 105L150 108L148 107ZM36 106H38V105H36ZM214 106L219 108L220 112H218V110H217L216 112H218V113L216 114L215 111H214L215 112L214 113L211 110V112L208 113L207 110L213 109L210 107H214ZM218 106H220V107H218ZM226 106L230 112L227 111L226 112L227 114L225 115V113H224L225 111L222 112V108L224 109V107H225V110H226ZM245 106H246V108H245ZM167 107H168L167 110L171 111L172 112L171 115L173 114V116H170V114H169L170 112L166 111L165 108H167ZM207 107H209V109H207ZM238 107H242V109L239 108V110L241 109L240 110V116L242 115L241 117L238 116L239 114L236 113L237 111L234 112L235 111L234 109L238 110ZM173 108H175V109H173ZM200 108L203 111H201ZM203 108L206 109L205 112L208 113L210 116L204 112ZM244 108L247 112H249V113L246 112L247 114H249V118L246 115L244 117L243 114H245L244 113L245 110H244V112L242 111ZM31 109L34 110V109H37V107H35L34 109L31 108ZM136 109H138L139 112L135 111ZM149 109H150V111H149ZM155 109H157L159 113L157 112V110L155 111ZM214 110H216V108H214ZM239 110H238V112H239ZM144 111H146V112H144ZM160 111H162V113H160ZM140 112L142 115H140ZM147 113L152 114V115H149V114L146 115V116H150L149 117L150 119L152 118V116H156V115L159 118L157 116L155 118L153 117V119H151V120L148 118V121L151 122V125H150V123L147 122V120H146L147 118H145L143 116V114L145 115ZM211 113H214L216 116L211 117L213 115ZM235 113L238 115H236ZM159 114H161V115L163 114V116H160ZM232 114H233V116H232ZM221 115H219L218 117H220ZM252 115H254V118ZM257 115H259L260 118H255V116H257ZM171 117H173L171 119L172 121H175L176 119L174 117H177L178 121L176 120L177 121L176 123L173 122V123H175V125L171 124L172 121H169V119ZM207 117H208V119H207ZM232 117L235 119H232ZM144 118L146 121L143 120ZM156 118L159 121L160 120L162 121V122L160 121L161 123L157 122L158 126L160 124H162L159 128H157L158 126L156 125V120H157ZM210 118L211 119L214 118L215 121H213V122H216V123H213ZM163 119H165L166 121L165 120L163 121ZM167 119H168V122H167ZM252 119H254L255 122H253L254 120L251 122ZM154 120H155V124L152 123V121L154 122ZM207 120H209L211 123L208 122ZM243 120L247 121V122L245 123ZM206 121L208 123H210V125H208ZM132 122H134V123H132ZM165 122H167V123L165 124ZM135 123L140 125V126H138L140 128V130H138L139 129L138 127L137 128L134 127L135 125L134 126L131 125V124H135ZM163 123L165 126L167 125V127H166L167 129L165 131H162V130H164V127H165L163 125ZM241 123L244 126H242ZM251 124H253L252 127H251ZM172 125L175 127L172 128L171 127ZM119 126L124 128V126H121V125H119ZM150 126H152V128H150ZM153 126L157 129V132L159 130V132H162L163 134L165 133L166 137H165V135L162 136L163 135L162 133H160V135L158 133H156L155 132L156 129ZM184 126L186 127V129H185L186 132L191 131L190 135L188 134L189 136L186 134V132L184 133V131H185L183 129ZM116 127H117V125L115 126V128ZM161 127H163V128L160 129ZM203 127H205V128L210 127L209 128L211 130L210 133H213L214 137L215 136L217 137V140H216V137L214 138L213 136H211L210 133H207V132H209L208 128L206 129V130H208L206 132V130ZM213 127H215V126H213ZM257 127H256L254 133H257V129L259 130V128H257ZM133 128L136 130H133ZM168 128L171 129V132L173 130L174 131L178 130L177 132H180V133H177L176 131L175 132L173 131L172 133L166 132V131H169ZM187 128H190V130ZM153 129H155V130H153ZM179 129H181V130H179ZM118 130L120 131L121 128H118ZM141 130L143 131V133ZM201 131H204L203 134ZM132 132H134V133L136 132V134H133ZM138 133L139 134L141 133L142 135L141 134L140 135L142 137L146 136V138L141 140L142 137ZM169 133L171 134V136H169L170 135ZM205 133H207V135L210 137L205 136L206 135ZM117 134L119 135V137ZM179 134H181V136ZM22 135H11V137L10 136L9 137L11 139H22V138L24 139V134H22ZM109 135H112L113 137L110 136V138H109ZM174 135H175V137H178V139L182 143H180V141H178L177 138L173 137ZM197 135H198V137H197ZM201 135L205 136V138L206 137H208V138L203 139V137H201ZM115 136H117L118 138ZM183 136H184V138H185V136H187L188 138H185L186 139L185 140L183 138ZM9 137H7V138H9ZM212 137L216 141L219 140L218 141L219 143L215 142V140H211ZM112 138H117V139L113 140ZM209 138H210V140L208 141ZM146 139H147V141H146ZM173 139H175V140H173ZM139 140H141V141H139ZM203 140H205V141H203ZM143 141L144 142L146 141L147 143H144ZM189 142H190V144H189ZM201 142H202V144H201ZM203 142H207L208 145L206 143H203ZM210 142L216 143L215 144L216 147H217V145L221 144L220 147H222V149H219V148L213 149L216 147L214 144H212ZM135 143H137V145ZM176 143L178 144V147H177ZM199 143H200L201 147H204L207 150L202 149L201 147L198 148V146H200ZM205 144L207 147L205 146ZM141 145L139 147H141ZM212 145L214 146L213 148H212ZM154 146H156V148ZM23 147H24L23 145L20 146V145H6V144L1 145L0 144V238L4 239L3 238V236H4L7 239V237H8L9 241L7 239V242L13 243L12 245H14L12 247V250H10L8 248L7 252H6L7 263H12V264H22V200L24 199V196H25L24 195L25 191L23 190L24 189L23 188L24 182L22 183V180H23L22 175L24 174V172H22V171H24L23 169L25 167V163H22V162H25L24 156L22 154V153H24V151L22 150ZM180 147H181V149L179 150ZM136 148H138V147H136ZM211 148L215 151H213ZM223 149H224V151H223ZM204 150H206L207 155L210 153V150H212V152H211V154H209V156H207V155H204L205 154ZM208 150H209V153L207 152ZM220 152H221V154H220L221 156L219 155ZM194 154H197V155H194ZM135 155H137V153H135ZM192 155H194V156H192ZM217 155H219V156H217ZM233 155L234 154L232 153V156ZM22 156H23V158H22ZM195 156H197V157L195 158ZM215 156H217L219 158H217ZM241 156L243 157V155H240V156L235 155L232 158H234V157L239 158ZM199 157L200 158L204 157V159L203 158H202L203 160L199 159ZM242 157L239 159L243 160V169L245 171L247 169L246 173L248 172L246 180H248L249 178L252 177L253 180L251 178V180H252L251 182H253V181L256 182V183L253 182L254 185L252 183H250V184L247 183L248 185L246 184L245 187L248 188V190L245 193L248 194V196H246V198L242 199L243 200V201H241L242 208H244L243 207V205H244L252 211L253 214H251V218L252 217L253 218L250 220L254 224L258 234H260L264 237V230H263V228H264V221H263L264 220V213H263L264 208L263 207L264 206L262 205V204H264V200H262L261 199L262 197H260L262 192H263L262 194H264V191L260 190L261 186L264 187V182H263L264 180L261 178L262 176H264L263 175L264 173L261 172L262 176L260 177V174H259L260 171L259 170L261 167H256V165L258 163L256 165L254 163H253V165L252 164L248 165V162H249V161H247L248 158H245V157L242 158ZM220 158H221V160H220ZM229 158H231V157H229ZM235 158L233 160L232 159L230 160L231 163H232V161L236 162V160H237L236 164L240 163L239 165H242V163H241L242 161L239 162L240 160L238 161V158L235 160ZM214 159H216L220 162L222 161V162L220 163L216 160L214 161ZM201 160H202V162H201ZM211 161L216 162V163H212ZM244 163H246L247 166H246V164L244 166ZM258 165H260V164H258ZM252 166H254V168ZM252 168H253V170L254 169L257 170L259 172L258 173L259 175L258 174L256 175L257 172H255V170H254L253 171L254 173H251L252 176H250L249 172H252ZM248 169L251 171H248ZM178 178H180V179H178ZM260 179L263 180V181L261 180L263 183L260 181ZM175 183L178 185H175ZM261 183H262V185H261ZM255 184L256 185L258 184V185L256 186ZM252 185H253V187H252ZM196 187H197V189H195V192L205 193V191L202 188H200V186H198V184H196ZM258 191H260V192H258ZM234 194H236V193H234ZM259 199H261V200H259ZM263 199H264V196H263ZM253 200H255V201H253ZM101 202H99V199H98L94 213L91 214L92 217H90V214H89V216L86 217L90 221L86 225L83 224L84 226L82 227L83 229L81 231V233H84V235H85L84 238H87V236L88 237L91 236L93 241H91V243H90V241H87V239L80 237V235L76 236V238L79 241H81L84 246H87V247L93 249L94 252L96 251L97 253H95V254L97 256H98V254H100L99 257L102 256V253L105 252V250H106L103 247L111 250L114 246L121 243V244H125L126 246H128V247L138 251L140 254H142L146 264H173V263L174 264H184V263L185 264H196L195 263L197 261L196 256L200 255V253L202 251H204L206 248L209 249V247H211L213 245L212 243L215 242L214 236H212V239L211 238L209 239V237H207V235H208L207 229H204V231L201 229H199V231H198V229H195V230H197V231H195L193 229L191 231L189 230V232H188V230L184 229V227H182L181 225H178V224L176 225L175 223H171L170 221H168L166 219L167 217L165 216V213H163L161 211L164 209L159 208L160 206L156 200H150L149 202H138V201H136V203H132V201L130 202L129 200H126L125 198L123 199V201L121 200V198H118L117 200H113L108 204H107V202L106 203H103V202L101 203ZM172 202L176 204V203H180V200L176 196H174L172 198ZM196 202L197 201H195V204H196ZM256 202H257V204H256ZM261 202H262V204H261ZM98 203H101V204H98ZM259 203L261 204L262 207L260 206ZM261 208H263V209H261ZM254 209H255V211H254ZM259 212H261V213H259ZM198 221H200V220L197 219L196 222H198ZM255 221H256V224H255ZM196 222H195L196 228L197 227L201 228L203 225L205 226V224L203 222H200V223H196ZM260 226H261V228H260ZM203 232H206V233H204V235H206V236H204L202 234ZM228 232L230 235L231 231H228ZM233 235H234V237H236L235 231H233ZM260 235H259V237L253 238L254 242L248 238H246V240L249 241L250 243H252L253 245H255V247L258 245L261 248V249L258 248V251L261 253V255L262 254L264 255V251H263V249L259 243V242L263 241L262 239H259V238H261ZM229 239H228V241H230L232 238L230 240ZM209 241H211L212 243H210ZM234 241L231 240V243H234ZM207 246H209V247H207ZM15 250L18 251V253L16 255H14V254L10 255V253H12V251H13V253H15L16 252ZM100 250H104V251H102V253H101ZM110 250L109 251L107 250L108 252L107 251L105 252L107 254L103 253V254H105L103 256H107L109 254V252L112 251V250L111 251ZM85 253L88 255L87 251H83L80 254L83 255ZM105 258H108V257H103V259H105ZM193 258L196 260L195 261L192 260ZM108 259H110V257ZM191 260H192V262H191ZM57 261L58 262L56 264H75L76 263V261H72L66 257H60V259H58Z\"/></svg>",
    "mask_w": 264,
    "mask_h": 264
}]
</instances>
